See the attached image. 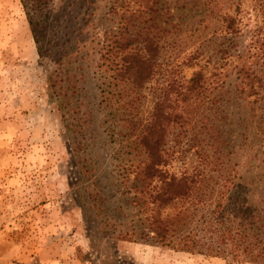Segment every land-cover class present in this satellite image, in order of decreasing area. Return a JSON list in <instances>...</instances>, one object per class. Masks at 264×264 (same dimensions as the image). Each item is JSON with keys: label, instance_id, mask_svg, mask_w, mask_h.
I'll list each match as a JSON object with an SVG mask.
<instances>
[{"label": "trees", "instance_id": "trees-1", "mask_svg": "<svg viewBox=\"0 0 264 264\" xmlns=\"http://www.w3.org/2000/svg\"><path fill=\"white\" fill-rule=\"evenodd\" d=\"M18 1L37 57L51 67L45 78L47 96L64 123L74 156L87 155L84 143L91 119L81 94L89 61L95 57L92 75L98 82V107L132 129L138 152L144 155L143 161L123 170L129 173L122 181L137 218L136 224L125 226L117 221L118 215H107L95 194L85 193L93 186L95 170L87 160L78 163L81 199L86 196L81 209L96 231V242H148L173 252L264 264V152L259 150H264V0H187L189 17L195 19L192 25L198 29L204 23L208 34L176 65L157 62L159 38L149 36L163 0ZM99 2L105 3V14L117 20L96 39ZM206 50L210 54L205 56ZM183 66L193 68L187 79L179 76ZM158 78L166 84L155 94L149 120L134 123L130 114L139 90ZM225 92L231 95L226 103L239 107L244 141L254 139L253 130L258 135L249 178L229 166V158L213 142L216 134L209 120L203 122L206 140L201 142L212 150H203L196 141L194 156L212 174L177 177L162 172L165 136L174 130L175 137L186 136L205 107L219 112L217 96ZM228 116L224 112L215 119L228 125ZM174 204L179 205L175 221L162 214Z\"/></svg>", "mask_w": 264, "mask_h": 264}, {"label": "rangeland", "instance_id": "rangeland-1", "mask_svg": "<svg viewBox=\"0 0 264 264\" xmlns=\"http://www.w3.org/2000/svg\"><path fill=\"white\" fill-rule=\"evenodd\" d=\"M97 6L93 35L100 39L117 19L105 14V3ZM156 8L159 18L153 21L155 28L149 36L159 38L157 62L176 65L205 42L208 32L204 23L198 29L192 25L195 19L189 17L187 0H163ZM209 54L206 50L205 56ZM95 62L96 57L89 61L86 93L81 94L91 119L84 143L87 155L78 152L75 157L64 123L47 96L45 78L51 67L36 55L19 1L0 0V264H262L173 252L148 242H96V231L92 232L93 226L88 225L87 214L81 209L86 196L81 199L80 191L84 189L80 186L83 181L78 163L87 160L95 170L93 186L85 193L95 194L99 203L103 201L107 215H118L117 221L125 226L136 224L137 218L122 181L129 173L123 170L143 161L144 155L138 152L132 129L118 118L110 119L98 107V82L92 75ZM192 70L183 66L179 76L187 79ZM165 84L158 78L139 90L137 106L130 114L134 123L149 120L155 94ZM228 84L229 79L221 89L226 91ZM230 97L227 92L217 96L221 100L215 104L219 112L205 107L185 137H175L177 130L165 136L164 165H159L162 172L177 177L197 172L206 177L212 174L194 156L196 141L203 150H212L204 144L203 122L209 120L216 134L213 142H218L216 147L229 158V166L249 178L252 166L255 168L251 156L258 148V135L253 130L254 139L244 141L239 107L226 103ZM224 112L229 114L228 125L216 120ZM259 150L264 152L261 146ZM178 212L179 205L174 204L162 214L175 221Z\"/></svg>", "mask_w": 264, "mask_h": 264}]
</instances>
